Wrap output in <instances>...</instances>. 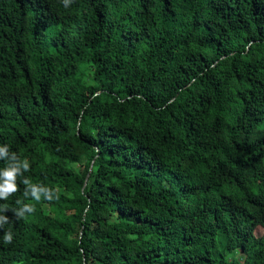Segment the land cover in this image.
Masks as SVG:
<instances>
[{
  "label": "trees",
  "instance_id": "1",
  "mask_svg": "<svg viewBox=\"0 0 264 264\" xmlns=\"http://www.w3.org/2000/svg\"><path fill=\"white\" fill-rule=\"evenodd\" d=\"M6 145L0 264H264V0H0Z\"/></svg>",
  "mask_w": 264,
  "mask_h": 264
},
{
  "label": "clouds",
  "instance_id": "2",
  "mask_svg": "<svg viewBox=\"0 0 264 264\" xmlns=\"http://www.w3.org/2000/svg\"><path fill=\"white\" fill-rule=\"evenodd\" d=\"M65 8L69 7L73 0H62ZM9 147L6 145L5 148H0V160L7 162V166L0 169V200H8L9 197L15 195L19 191V184L17 183L21 173V168L25 172L30 171V163L27 159L22 161H17L19 157L16 152H12L11 160L6 159L9 155ZM17 161V162H13ZM27 187L24 188L23 196L25 198H31L36 201H40L42 198L47 201H52L53 199H59V195L55 189L48 187H41V185L33 184L28 178L20 181ZM18 205H22L19 208L12 209L17 220L26 218L27 214L34 213L36 211L35 207L30 204L22 203V201L17 200ZM9 208L7 205L0 206V212H8ZM10 223V218L8 216H0V229H3L6 224ZM14 236L12 231H4L2 236V241L4 244H11L13 242Z\"/></svg>",
  "mask_w": 264,
  "mask_h": 264
},
{
  "label": "rangeland",
  "instance_id": "3",
  "mask_svg": "<svg viewBox=\"0 0 264 264\" xmlns=\"http://www.w3.org/2000/svg\"><path fill=\"white\" fill-rule=\"evenodd\" d=\"M48 210V209H47Z\"/></svg>",
  "mask_w": 264,
  "mask_h": 264
}]
</instances>
